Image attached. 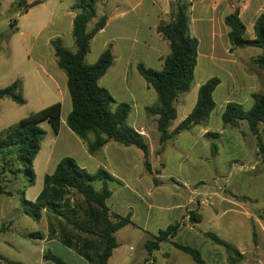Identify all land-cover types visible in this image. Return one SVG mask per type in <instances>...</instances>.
<instances>
[{
	"label": "rangeland",
	"instance_id": "374dc122",
	"mask_svg": "<svg viewBox=\"0 0 264 264\" xmlns=\"http://www.w3.org/2000/svg\"><path fill=\"white\" fill-rule=\"evenodd\" d=\"M75 1L26 0L20 3L18 0H0V90L21 81L20 94L25 100L23 105L9 98L0 100V134L22 119L55 103L63 104L64 118L72 110L67 84H62L58 74H62L66 80L67 76L57 65L50 41L59 37L68 49L75 51L72 36L73 15H76L72 6ZM36 2L40 4L23 13L25 8ZM105 7L106 0H100L91 27L100 20ZM12 22L19 32L10 36L15 29L11 26ZM251 33L249 29L245 38L250 39ZM102 36L91 43V51L86 58L89 65L97 61L104 40ZM201 51L203 53V49ZM247 66L250 68L252 65ZM213 77L221 79L223 86L214 93L216 108L208 122L184 131L168 142L160 162V134L157 123L154 124L151 119L153 124L150 123L146 142L153 163H160L152 173L138 162L140 158L142 160L143 152L136 147L132 148L140 152L139 159L137 156L132 158L130 170L121 165L119 157L111 151L112 147L106 153L97 155L90 164L82 159L81 145L64 132L56 139L51 126L47 122L43 123L48 136L42 142L40 153L34 161L37 175L35 185L24 190L28 176L22 171L18 180L8 185L13 196L0 195V254L11 262L41 264L42 253L50 250L66 262L75 264V258L65 252L62 246L55 248L54 243H61L49 235L47 215H44V220L36 222L24 210L26 202H34L44 189L45 176L53 173L61 159L72 157L90 173L105 169L119 178L109 182L112 197L107 201V206L123 217L131 213L137 224L117 234L119 255L115 259L121 261V264H126L130 257L131 261L141 263L144 254L147 256L143 248L148 236H157L160 230L176 223L180 224L181 229L173 241L197 248L206 264H230L229 257H236L206 238L209 232L243 254L244 259L237 264H264V164L258 160L256 137L247 122H241L238 128L225 126L222 122L221 116L226 107L224 101L233 86L230 78L221 75L216 68L203 69L200 64L191 91L179 97L178 119L183 116V108L180 106L182 98L192 107L197 101L198 85ZM100 85L108 89L118 103L131 106V117L128 120L131 127L140 122H137V118L142 120L143 116H147L144 109H141L142 102L132 103L130 100L131 92L138 99L142 97L143 88L147 85L137 71L111 69L102 78ZM153 93L158 100L157 93ZM252 104L250 102L244 108L249 110ZM67 130L71 132L68 127ZM205 130L220 136L217 139L206 137L203 135ZM213 143L218 147L217 155L212 154ZM51 156L52 165L47 166ZM93 185L98 191L103 186L101 182H94ZM245 196L248 200L242 201L240 198ZM191 215L201 216L202 220L197 222L191 219ZM37 232L46 236V242L54 243H48V247L42 240L29 237ZM161 250L162 256L155 255V264L170 262L171 256L175 254L172 264H196L189 255L171 243H163Z\"/></svg>",
	"mask_w": 264,
	"mask_h": 264
},
{
	"label": "trees",
	"instance_id": "16d2710c",
	"mask_svg": "<svg viewBox=\"0 0 264 264\" xmlns=\"http://www.w3.org/2000/svg\"><path fill=\"white\" fill-rule=\"evenodd\" d=\"M99 1L76 0L72 6V11L76 14L72 28L75 51L68 49L59 37L50 41L57 65L67 76L72 110L67 117L66 125L86 144L88 153L93 156L111 142L125 147H136L144 154L146 170L152 173L150 147L146 138L128 124L131 106L127 103H118L110 91L100 85L101 79L115 61L111 48L106 49L96 63L92 65L86 63L93 39L108 22L107 16H102L91 27L97 16ZM38 4L40 3H32L23 13H27ZM189 11L188 0H172L171 22L162 23L157 28L158 34L170 45V54L164 59L163 69L157 71L143 64L138 65L139 74L158 96L157 102L146 107L144 111L148 117L157 118L160 153L165 150L168 142L182 132L208 122L216 108L214 93L221 84L218 77H213L202 84L193 110L171 131L173 123L178 118L177 100L182 94L191 91L198 65L199 41L189 33ZM225 24L230 28L229 41L232 50L249 47L262 50V54L254 62L264 71V15L256 22V37L253 40L245 38L246 26L240 19L238 11L226 17ZM11 26L15 29L10 36L19 32L14 22ZM21 86L22 82L16 81L0 90V100L9 98L21 105L25 104L20 94ZM252 99L254 104L249 110L237 102H229L221 119L225 126L236 128L241 122H247L251 133L256 137L258 160L264 164V134L261 131L264 124V94L255 93ZM62 109V103H55L22 119L0 134V195L13 196L8 185L18 180L22 171L28 176L24 190L35 185L37 175L34 161L47 136L42 124L47 122L53 132L58 134L61 128ZM205 136L217 139L220 134L207 132ZM217 153L218 147L213 143L212 154ZM114 180L115 178L105 169L90 173L74 158L65 157L52 174L45 176L44 189L36 200L26 202L25 214L36 222H40L46 214L51 237L59 239L61 245L76 252L87 264H108L114 251L119 247L116 233L128 225H135L131 213L123 217L112 212L107 206V201L112 196L109 182ZM94 182L103 184L100 191L95 189ZM240 199L248 200L247 196ZM191 219L197 222L202 220L201 216L195 215H191ZM180 229V224L176 223L165 230H160L157 236L145 243L146 252L152 255L163 243H171L176 249L189 255L196 264H206L197 248L173 241ZM29 237L43 240L45 235L37 232ZM206 238L225 248L227 253L236 256L229 257L230 264H237L244 259L239 250L216 234L206 233ZM43 258L53 264H70L50 250L44 253Z\"/></svg>",
	"mask_w": 264,
	"mask_h": 264
},
{
	"label": "crops",
	"instance_id": "0c3cea01",
	"mask_svg": "<svg viewBox=\"0 0 264 264\" xmlns=\"http://www.w3.org/2000/svg\"><path fill=\"white\" fill-rule=\"evenodd\" d=\"M171 2L172 0H106V7L102 16H107L108 22L106 27L93 39L94 41L97 39V37L102 35L104 36L102 49L96 60L99 59L106 49L111 48L115 56V61L111 69L121 68L123 71L132 70L138 72V65L143 64L147 68L157 71L162 70L164 59L170 54V45L160 34H158L157 28L162 23L168 24L171 22ZM188 2L190 4L189 33L192 37L197 38L199 41V57L196 71L201 64L203 69L216 68L220 71L221 75L230 78L233 86L231 93L228 94V97L224 101L226 105L231 101H235L244 107L246 104L253 102V94L264 92V71L258 68L254 62V60L262 54V50L253 47L232 50L229 41L230 28L226 26L225 19L229 15H232L238 11L240 19L246 26V33L249 29L252 32V37H250L248 40H253L256 37V22L261 16L264 15V0H188ZM118 3H120V10H118ZM74 18L75 15H73V20ZM202 49L203 53L201 51ZM96 62L97 61H95V63ZM249 64L252 65L250 68L247 66ZM58 78L62 84H67V80L64 78V76H62V74H58ZM201 85L202 84L198 85V88H200ZM222 86L223 82L221 80V84L218 89ZM153 91V89L145 85V88H143L144 93L142 94V97L138 99L132 95L133 93L130 91V100L132 103L138 101L142 102L141 109H145L146 107L152 106L157 102V98ZM179 99L181 100V98H178L177 103ZM181 102L182 103L180 106L183 108V116L180 119L177 118L171 127V131H173L191 113L195 106L194 104H196L194 102L192 107H189L190 103L184 98H182ZM177 103L176 107L177 111H179V105H177ZM68 115H66L64 118L62 113L60 132L58 134H54L56 139H59L63 132L68 134V136H70L74 142L81 145V153L83 156L82 159L88 161L90 164L95 161V157H97V155L100 153H106V151L112 147L111 151L119 157L121 160V165L126 170L131 169L133 164L132 158L135 156L138 157L140 152L133 150L132 147H120L116 145L117 143L115 144L111 142L107 144L100 153L94 156L87 154L88 150L86 144H84V142L80 140V138L76 136L71 130V132L67 130L66 120ZM151 119L154 124L157 123V118H148V116H143L142 120L137 118V122H140L133 126V128L144 135L146 139H148L151 129V127H149L150 123H152ZM153 128H155V126ZM261 131H263L264 134V124L261 126ZM207 132V130L203 131V135H205ZM47 136L45 140L47 139ZM160 147L161 146H159V149ZM164 153L165 150L159 156V162L161 161V157H163ZM141 157L142 160H140L141 158L139 159L138 157V162H140V164H144V154H142ZM149 159L152 165V170L155 171V169L160 166V163H153L151 150ZM75 160L78 163V160ZM52 161L53 157L51 156L47 161V166L52 165ZM81 167L84 169L86 168L85 166ZM111 175L115 178V180H119V178L114 173ZM42 220H44V218ZM132 221L135 225H128L120 231L127 229L128 227L137 226L134 221V215H132ZM120 231L116 233V238ZM151 236L155 235L150 234L148 239ZM148 239H146L145 243ZM46 241L47 238L45 236L42 242L45 243L46 246H48V243H54ZM54 244L55 248L56 246H62L65 252L70 254L72 258H75V264H78L77 262H79V264H87V262L73 250L68 249L60 244ZM118 249L119 247L114 251L113 256L111 257L108 264H121V261L119 262V260H117L119 255ZM143 249L146 252L145 244ZM44 253H42L41 264H52V262L44 260ZM146 254L147 256L144 254L142 259L143 261L141 263L139 261H131L132 257H130V260L126 264H143L144 262L146 264H155V255L159 254L162 256L163 253L160 247V249L153 252L152 255H149L147 252ZM116 256L117 258L115 259ZM174 256L172 255L170 262L168 261L165 264H172V259H174ZM179 257L180 256H177V258ZM0 258H3V260L0 259V264H27L24 262H11L1 254Z\"/></svg>",
	"mask_w": 264,
	"mask_h": 264
}]
</instances>
